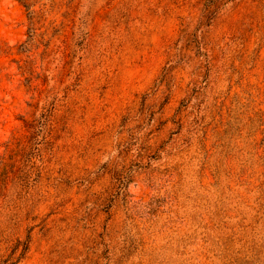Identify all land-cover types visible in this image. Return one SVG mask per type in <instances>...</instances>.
Returning a JSON list of instances; mask_svg holds the SVG:
<instances>
[{"label": "rangeland", "instance_id": "rangeland-1", "mask_svg": "<svg viewBox=\"0 0 264 264\" xmlns=\"http://www.w3.org/2000/svg\"><path fill=\"white\" fill-rule=\"evenodd\" d=\"M0 264H264V0H0Z\"/></svg>", "mask_w": 264, "mask_h": 264}]
</instances>
